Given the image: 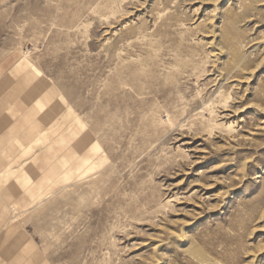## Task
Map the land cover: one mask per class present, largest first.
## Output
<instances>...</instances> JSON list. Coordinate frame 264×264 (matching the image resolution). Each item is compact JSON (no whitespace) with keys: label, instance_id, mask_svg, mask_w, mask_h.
<instances>
[{"label":"rangeland","instance_id":"374dc122","mask_svg":"<svg viewBox=\"0 0 264 264\" xmlns=\"http://www.w3.org/2000/svg\"><path fill=\"white\" fill-rule=\"evenodd\" d=\"M0 100L45 264H264V0H0Z\"/></svg>","mask_w":264,"mask_h":264},{"label":"bare ground","instance_id":"6f19581e","mask_svg":"<svg viewBox=\"0 0 264 264\" xmlns=\"http://www.w3.org/2000/svg\"><path fill=\"white\" fill-rule=\"evenodd\" d=\"M241 2V1H240ZM237 49V48H236ZM223 51H221L222 53ZM17 66L15 67V70L16 72H22V71H26L28 70V68L30 67L29 63H27V60L26 59H22L20 60V62L18 64H16ZM29 71V70H28ZM27 71V74L24 76V78L17 82V83H13L11 81H7L6 84H4V87H7V88H10L11 89V93L9 94V96H6L5 98H3L4 100L8 101V102H13L14 105L13 107L11 108L14 112L12 113H15L16 111V108L17 107H21L22 105H27L28 104V101L29 102H32V103H35L38 105V108L41 109V100L40 97L44 98V99H47V100H51V97L49 94L52 89H49L47 88V85L45 83V81L43 79H36L35 81H33V76L31 75L30 72ZM14 72V71H13ZM12 72V74H13ZM32 72V71H31ZM37 74V72H36ZM223 73L220 72L216 78H215V81L219 79H221V77H223L222 75ZM15 75V73L13 74ZM225 75V73H224ZM225 79V77L222 79V81ZM220 81V80H219ZM12 87V88H11ZM22 94L24 93V95L21 97V99H17L15 98V94L17 93V96H18V93H21ZM16 96V97H17ZM14 101H11L13 100ZM0 110L2 108V105H3V100H0ZM226 104V103H225ZM226 106V105H225ZM22 109V108H21ZM54 110V108H53ZM2 111V110H1ZM0 111V112H1ZM226 116V115H225ZM10 121L7 119H5L4 121L0 122V179L1 178H5V180H7V183L10 182L11 179H13V181H15V179H17L16 175V171H14V167H9L8 164L5 163V161L11 159V155L9 154V151H8V148L10 147V144L12 143V141L10 140V134L8 132V126H7V121ZM233 129V128H231ZM235 130V129H233ZM28 132L29 134V137L31 138L33 134L32 132V129L31 127H29L28 131H27V128H20L18 130V136L17 138L15 139L19 141V139L21 137H23L26 133ZM20 137V138H19ZM19 138V139H18ZM20 142V141H19ZM48 144V143H47ZM40 146H42L40 149H47L48 152H50V146L49 145H45V143L41 144ZM84 154L82 156H79L81 159H83V161L87 162L88 161V157L87 156H84L85 155V151L83 152ZM41 157H43L41 159L40 156H38L37 158L41 159L42 161H46L47 158H49V156L46 154V153H43V154H40ZM36 157V156H35ZM36 160V159H35ZM30 163V162H29ZM44 163H40V165H42ZM33 165V164H32ZM19 166L21 167L22 164ZM45 166L41 167V168H44ZM22 170V168H20V171ZM50 170V169H49ZM49 170L47 172H49ZM57 171V169H56ZM29 173L31 174V172L29 171ZM28 173V174H29ZM26 175L27 178H25L27 180L28 183L32 182V174L29 176V175ZM52 175H56V172H52L51 173ZM44 175V174H43ZM53 175V176H54ZM43 178V177H42ZM39 179V178H38ZM18 180V179H17ZM47 180V178H46ZM1 181V180H0ZM35 181V180H34ZM36 182V181H35ZM39 182V181H38ZM41 183V182H40ZM7 186V185H6ZM42 187V185H41ZM1 189V188H0ZM7 189V188H6ZM13 190L15 191V187L13 188ZM8 191L6 190V193ZM19 192V191H18ZM26 194L27 195H30L33 193V191H31V189H27L25 190ZM0 193L2 194V191L0 190ZM1 197V196H0ZM39 195L37 197L34 198V200L36 198H38ZM32 202V201H31ZM11 203V202H10ZM14 204H12L11 206L13 207ZM16 207V206H15ZM8 212V211H7ZM10 212V217H6V215L3 213V212H0V224L3 225V229L2 230H8L9 233L11 234V237H13V241L15 239V241L17 242H21L22 243V240L25 239V233L24 231L20 232V226L18 224V222H15V220H13V217H12V214H11V210H9ZM19 215V214H18ZM7 232V231H6ZM29 239V238H28ZM30 243V242H29ZM3 250V249H2ZM36 254V253H35ZM12 255H10L11 257ZM16 258V257H15Z\"/></svg>","mask_w":264,"mask_h":264},{"label":"crops","instance_id":"0c3cea01","mask_svg":"<svg viewBox=\"0 0 264 264\" xmlns=\"http://www.w3.org/2000/svg\"><path fill=\"white\" fill-rule=\"evenodd\" d=\"M5 163L8 164L9 167H13V163L11 159L5 161ZM19 164L21 165V163ZM34 165L39 166V168L43 167V165H39L37 161ZM39 170L41 171V169ZM37 173H38V170H35V175H33L32 173L31 174L34 178H36ZM26 175L27 173L25 172L24 169H22L16 175L18 180L15 179V181H13L14 179L13 178L10 180L9 183H7V180H5L4 177L0 179L1 180L0 190L2 191V194L0 193V196H1L0 197V212H3L7 218L10 217V212H9L8 207H10L12 204L14 203L20 204L22 200L23 203H25L24 205H27V202L25 201V199H27L28 197H32L33 195H35L34 197L37 196L36 189L38 188L32 186L33 177L30 176L32 178V182L28 183L27 180L25 179L27 178ZM30 185H31L30 189L31 191H33L34 194L32 193L30 195H27L25 190L29 189ZM14 187H15V191L13 190ZM6 190L8 191L7 193H6ZM19 226L21 228L20 232L24 231L25 236H26L25 239L22 240V243L15 241L16 238L13 241V237H11V234L9 233V231L6 229L2 230L3 227L2 225H0V264H2L1 261H4L5 264H34V262L36 264H45L44 258L41 256L40 252L38 251V248L36 247L34 240H32L26 234L25 230L23 229L22 227L23 223H19ZM10 255L12 256L10 257Z\"/></svg>","mask_w":264,"mask_h":264}]
</instances>
